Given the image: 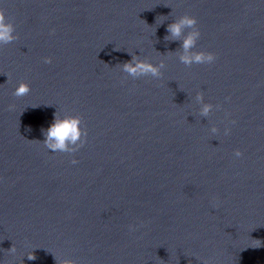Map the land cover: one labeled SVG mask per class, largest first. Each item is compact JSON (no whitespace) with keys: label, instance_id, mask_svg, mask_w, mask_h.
Instances as JSON below:
<instances>
[{"label":"clouds","instance_id":"1","mask_svg":"<svg viewBox=\"0 0 264 264\" xmlns=\"http://www.w3.org/2000/svg\"><path fill=\"white\" fill-rule=\"evenodd\" d=\"M193 29L189 32L182 41V48L185 53H188L190 49L194 48L197 40L200 37V31L197 28V19L194 16H189L187 14L181 16L178 20L168 25L167 31L169 36L165 37V40L169 39H179L184 31V29ZM15 26L12 22L6 19L4 10L0 9V44L7 45L18 38L14 35ZM216 59L215 55L211 52H197L193 55L184 54L180 56V62L186 66H191L192 64H203L212 63ZM45 63H51V57H46L44 59ZM123 70L129 75L136 77L138 75H151L153 77H159L161 75L160 69L164 68V64L161 63L159 66L153 65L150 62L139 61L133 58V61H129L123 64ZM30 86L26 82H20L13 92V96L17 98L24 97L29 94ZM198 99H202V96H198ZM10 109L14 105L9 106ZM212 108L211 104H204L202 108V115H207ZM80 119L79 117H70L65 119H58L54 117L53 123L48 127L45 135V140L43 143L53 152L56 151H68V143H75L81 135L79 129ZM86 135V133H85ZM237 157L241 156L242 153L237 150L235 152ZM73 164L78 163L77 160L73 159L71 161ZM132 226H130V229ZM259 241V240H258ZM260 243L256 246L259 247ZM15 252V248L10 249ZM29 260H34L36 257L28 255ZM58 264H73L71 260L59 261Z\"/></svg>","mask_w":264,"mask_h":264}]
</instances>
